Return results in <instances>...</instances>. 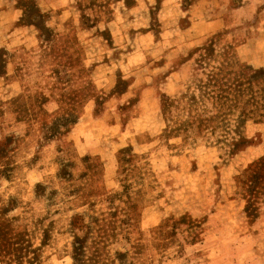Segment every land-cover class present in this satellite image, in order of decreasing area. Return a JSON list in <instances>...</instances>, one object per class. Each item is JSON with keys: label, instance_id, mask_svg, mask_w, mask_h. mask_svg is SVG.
<instances>
[{"label": "rangeland", "instance_id": "obj_1", "mask_svg": "<svg viewBox=\"0 0 264 264\" xmlns=\"http://www.w3.org/2000/svg\"><path fill=\"white\" fill-rule=\"evenodd\" d=\"M262 164L264 0H0V223L39 264L89 208L104 264H264Z\"/></svg>", "mask_w": 264, "mask_h": 264}, {"label": "trees", "instance_id": "obj_2", "mask_svg": "<svg viewBox=\"0 0 264 264\" xmlns=\"http://www.w3.org/2000/svg\"><path fill=\"white\" fill-rule=\"evenodd\" d=\"M251 181L254 186L264 179V165L251 172ZM247 191V190H246ZM248 206L252 204L251 189L249 187ZM89 206V205H88ZM87 210V209H86ZM90 211L74 215L72 223L75 228L72 242V258L74 264H104L101 247L104 239L109 238L101 227L106 217ZM87 229L84 236L80 237L78 231ZM105 231V230H104ZM39 247L30 243L23 234L12 233L4 224L0 223V263L2 264H39Z\"/></svg>", "mask_w": 264, "mask_h": 264}]
</instances>
